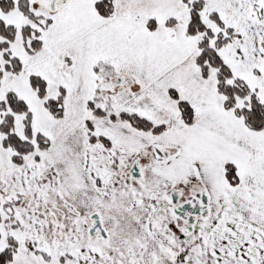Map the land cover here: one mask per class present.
<instances>
[{
	"label": "snow or ice",
	"instance_id": "1",
	"mask_svg": "<svg viewBox=\"0 0 264 264\" xmlns=\"http://www.w3.org/2000/svg\"><path fill=\"white\" fill-rule=\"evenodd\" d=\"M0 264H264V0H0Z\"/></svg>",
	"mask_w": 264,
	"mask_h": 264
}]
</instances>
